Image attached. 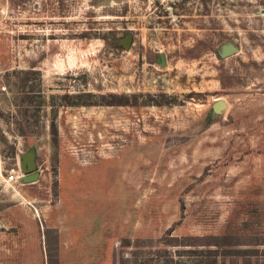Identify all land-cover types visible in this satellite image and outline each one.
<instances>
[{"label":"rangeland","instance_id":"rangeland-1","mask_svg":"<svg viewBox=\"0 0 264 264\" xmlns=\"http://www.w3.org/2000/svg\"><path fill=\"white\" fill-rule=\"evenodd\" d=\"M262 8L0 0V264H264Z\"/></svg>","mask_w":264,"mask_h":264},{"label":"water","instance_id":"water-1","mask_svg":"<svg viewBox=\"0 0 264 264\" xmlns=\"http://www.w3.org/2000/svg\"><path fill=\"white\" fill-rule=\"evenodd\" d=\"M264 12V8L261 9ZM132 39V32L126 31L122 36L114 39V43L123 48H129ZM236 47L231 42H225L221 44L217 54L219 57H224L235 52ZM161 64H163V54L161 52L155 58ZM225 106V102L222 99H216L211 103V108L214 111H219L222 107ZM35 147L33 143H30L23 151L19 154V169L22 173V179L24 182H29L37 178L38 172L36 170L35 163ZM1 225V223H0Z\"/></svg>","mask_w":264,"mask_h":264},{"label":"built area","instance_id":"built-area-1","mask_svg":"<svg viewBox=\"0 0 264 264\" xmlns=\"http://www.w3.org/2000/svg\"><path fill=\"white\" fill-rule=\"evenodd\" d=\"M22 173L19 168L17 170L15 169H10L9 172L5 175V178L7 180H16L17 178L21 177Z\"/></svg>","mask_w":264,"mask_h":264},{"label":"trees","instance_id":"trees-1","mask_svg":"<svg viewBox=\"0 0 264 264\" xmlns=\"http://www.w3.org/2000/svg\"><path fill=\"white\" fill-rule=\"evenodd\" d=\"M111 44H112L113 46H116V47H118V45H116L114 42H112ZM218 57H219V56H218Z\"/></svg>","mask_w":264,"mask_h":264}]
</instances>
